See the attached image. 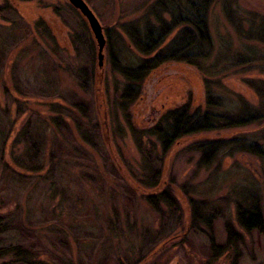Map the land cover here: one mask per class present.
<instances>
[{
	"label": "rangeland",
	"instance_id": "1",
	"mask_svg": "<svg viewBox=\"0 0 264 264\" xmlns=\"http://www.w3.org/2000/svg\"><path fill=\"white\" fill-rule=\"evenodd\" d=\"M155 1L83 0L106 41L99 68L88 24L66 0H0V206L15 223L0 244L32 245L38 264H62L53 260L60 248L62 260L84 264H264V234L237 221L239 208L257 206L264 229V119L183 137L165 153L146 133L167 110H204L209 92L239 118L264 113V45L244 37L264 18V0H213L209 59L151 72L125 116L117 102L125 80L110 52L120 65L143 58L123 27L136 26ZM231 140L233 150L201 164L197 143ZM41 144L45 159L57 146L60 165L47 184L35 183L23 158ZM71 168L88 176L68 181ZM50 185L61 205L55 195L49 203ZM156 193L167 203L151 208L144 198Z\"/></svg>",
	"mask_w": 264,
	"mask_h": 264
},
{
	"label": "trees",
	"instance_id": "2",
	"mask_svg": "<svg viewBox=\"0 0 264 264\" xmlns=\"http://www.w3.org/2000/svg\"><path fill=\"white\" fill-rule=\"evenodd\" d=\"M212 2L213 0H156L150 5L148 12L141 18V21L135 23L137 24L136 26L123 27L138 54L143 56L142 59L137 60V63L120 65L114 56L116 55L114 49L110 52L113 70L125 80L124 87L117 101L120 110L123 111L125 116H127L128 106L139 96L142 81L151 72L168 63L198 66L209 59L213 51V45L207 28V13ZM253 26L250 31L245 33L244 37L264 45V18H260L257 24ZM116 39L117 42L115 44H123V39L120 35ZM115 44L114 46H116ZM73 108L78 112H83L82 115L85 116L87 109L83 103H74ZM245 108L249 109V107ZM222 109V100L212 96L209 92L206 97L204 110L190 112L187 106L167 110L160 118L158 124L146 133L154 139V143L160 147V151L165 153L175 141L183 137L216 130L238 128L264 119V113L252 117L239 118L237 112H228ZM55 115L57 117H54L56 118L53 121L54 124L62 118L58 111H55ZM76 127L78 137L86 144V141H88L87 134L83 132L84 130L80 123L76 124ZM236 143L235 140L228 142H200L194 148L203 154L201 164H206L225 147L233 150L232 148ZM42 145L45 146L41 144L33 145L30 149L26 147L29 150L26 149L23 153V158L26 157L24 162L29 166V171L34 175H38L34 177V181L37 184H47V174L54 173L55 168L60 167L59 164L55 163L57 153L55 148L57 146L54 147V151H50L48 158L46 156L45 159V156L41 157ZM254 148L259 149L256 146ZM206 156L209 157L207 162L205 161ZM23 163L20 166L23 167ZM44 168H47L45 175L42 172ZM41 172L43 175L40 174ZM88 173L89 170L87 169L75 172L71 168V176L68 181H75L77 176L81 175L82 177L80 178L85 180ZM156 174L157 172L155 171L153 173L154 178ZM49 187L47 191L43 190L48 196L49 203L52 197L55 198L56 196L60 200L59 205H61V202L65 201L62 193L57 190L52 192V186L50 185ZM144 200L151 208H154L158 200L166 201L167 195L164 193L151 194L145 197ZM2 209L0 206V235L11 230L9 224H15L13 220L5 222L7 217L2 214ZM245 210L239 208L237 211V221L241 228L245 231L257 230L264 234L263 220L258 207L256 206L253 210ZM24 228L25 234L29 235L30 232L27 231V227L23 226L22 229ZM118 229L120 230V228ZM227 234L229 239L234 240L235 234L230 228L227 229ZM3 241L4 239L0 237V243ZM63 251L64 248L62 250L60 248L61 254H57L59 257L52 259L60 261L62 264H84L80 257H77L78 260L73 258H63L62 260ZM233 253H236V249H234ZM39 255L41 254L34 250L32 245L27 247L22 244L10 246L0 244V264H38ZM100 258L104 259L103 257ZM108 263L122 264L113 258H110Z\"/></svg>",
	"mask_w": 264,
	"mask_h": 264
},
{
	"label": "water",
	"instance_id": "3",
	"mask_svg": "<svg viewBox=\"0 0 264 264\" xmlns=\"http://www.w3.org/2000/svg\"><path fill=\"white\" fill-rule=\"evenodd\" d=\"M66 2L75 10L79 12V14L85 19L88 24V27L93 35V38L97 45V60L98 67L102 66L103 62V50L106 45V41L104 39L103 31L101 26L99 25L97 19L88 8V6L83 2V0H66Z\"/></svg>",
	"mask_w": 264,
	"mask_h": 264
}]
</instances>
